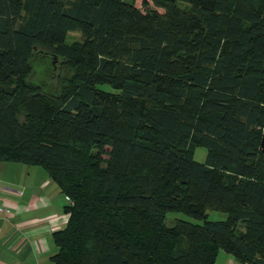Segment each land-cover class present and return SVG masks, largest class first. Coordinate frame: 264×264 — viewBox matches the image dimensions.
I'll list each match as a JSON object with an SVG mask.
<instances>
[{
  "label": "trees",
  "instance_id": "trees-1",
  "mask_svg": "<svg viewBox=\"0 0 264 264\" xmlns=\"http://www.w3.org/2000/svg\"><path fill=\"white\" fill-rule=\"evenodd\" d=\"M263 133L264 0H0V162L65 196L52 264H264Z\"/></svg>",
  "mask_w": 264,
  "mask_h": 264
},
{
  "label": "crops",
  "instance_id": "crops-1",
  "mask_svg": "<svg viewBox=\"0 0 264 264\" xmlns=\"http://www.w3.org/2000/svg\"><path fill=\"white\" fill-rule=\"evenodd\" d=\"M8 164L0 162V206H7L0 210V264H52L51 233L67 217L49 218L53 203L45 190L48 180L34 182L30 171L20 180L16 166ZM215 264L239 263L219 252Z\"/></svg>",
  "mask_w": 264,
  "mask_h": 264
},
{
  "label": "rangeland",
  "instance_id": "rangeland-1",
  "mask_svg": "<svg viewBox=\"0 0 264 264\" xmlns=\"http://www.w3.org/2000/svg\"><path fill=\"white\" fill-rule=\"evenodd\" d=\"M125 1L132 2V0H125ZM133 1H134L135 5L140 6L141 0H133ZM80 39H81L80 33L77 31H73V32L67 33V35L65 37V42L71 43L75 40H80ZM32 66L34 67L33 64H32ZM48 69H49V66L47 64H45L44 62H41V63H37L34 70L38 73V74L36 73L37 76L38 75H40L41 77L45 76L46 80H47L46 75H47ZM40 70H42V71H40ZM100 87L104 88L106 90H111V88L109 86H100ZM205 155H206V150L202 147H198L194 151V159L196 161L203 162L205 159ZM8 165H13V167L15 165L17 167V168L15 167V169L17 170V172L21 173V177H19L20 180L24 179V176L26 175L27 171L31 172L32 178L34 179V182L35 181H37V182L43 181L44 182V181L48 180V186L45 188V190L50 195V197L52 199V203H53V208H52L53 213H51V215H49V218L56 219V218L62 217L64 215L66 216V212L64 210V207L67 203L66 198L60 192V189L58 188L56 183L49 178L45 169H43L41 166L22 164V163H11ZM37 171L39 173H42V174L36 175L35 177H33ZM225 217H226V215L224 213L214 211V210H208L207 211V219H209V220H220V219H224ZM176 219L192 220L190 217H188L187 215H185L183 213L171 212V213H168L166 218H165V225H167V226L172 225L173 221ZM64 224H60L57 227L60 228V227L64 226ZM50 247L52 249V253L55 252L56 246L53 242V239L51 241Z\"/></svg>",
  "mask_w": 264,
  "mask_h": 264
},
{
  "label": "water",
  "instance_id": "water-1",
  "mask_svg": "<svg viewBox=\"0 0 264 264\" xmlns=\"http://www.w3.org/2000/svg\"><path fill=\"white\" fill-rule=\"evenodd\" d=\"M36 61V60H35ZM32 61V64L34 65V69H35V67H36V65H37V63H41L39 60L38 61ZM51 63L52 64H54V62L53 61H51ZM52 69V68H51ZM35 71V70H34ZM40 71H42V70H40ZM50 72H51V70L50 69H48L47 70V77H48V75L50 74ZM35 73H37L36 71H35ZM38 74V73H37ZM36 74V75H37ZM38 77V84H41V85H44L45 84V82H46V77L45 76H43V77H41L40 75H38L37 76ZM262 146H264V133H263V138H262Z\"/></svg>",
  "mask_w": 264,
  "mask_h": 264
},
{
  "label": "built area",
  "instance_id": "built-area-1",
  "mask_svg": "<svg viewBox=\"0 0 264 264\" xmlns=\"http://www.w3.org/2000/svg\"><path fill=\"white\" fill-rule=\"evenodd\" d=\"M6 205H4V206H0V210H5L6 209Z\"/></svg>",
  "mask_w": 264,
  "mask_h": 264
}]
</instances>
